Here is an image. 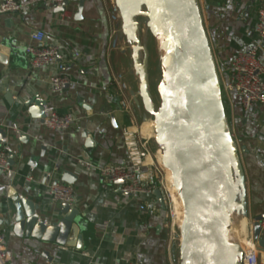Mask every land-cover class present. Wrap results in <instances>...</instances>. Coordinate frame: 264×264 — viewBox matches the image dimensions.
Wrapping results in <instances>:
<instances>
[{
  "label": "crops",
  "instance_id": "0c3cea01",
  "mask_svg": "<svg viewBox=\"0 0 264 264\" xmlns=\"http://www.w3.org/2000/svg\"><path fill=\"white\" fill-rule=\"evenodd\" d=\"M68 1L65 17L55 6L46 5L0 15V132L6 133L14 153V165L0 175V185H7L0 191V234L19 264H170L171 259L178 263L180 243L171 241L168 209L154 191L125 194L119 182H109L100 172L107 164H142L143 183H158L156 174L164 175L160 146L150 126L145 127L154 117L142 94L133 53L139 39L145 47L141 58L146 50L149 55L150 38L141 32L127 33L115 0H83L81 9L80 0ZM199 3L221 77L227 79L235 57L260 41L255 28L264 0ZM38 30L46 33L45 44H56L72 57L66 72L70 83L63 95L51 88L55 69L29 70L27 47L36 44L30 33ZM258 58L264 64V46ZM149 88L156 105L152 83ZM224 95L244 171L235 187L242 213L233 214L246 243L251 221L264 214V104L247 110L238 92ZM42 101L59 113L77 116V123L64 132L46 127L31 113ZM56 165L60 179L75 190L71 207L81 212L86 226L82 249L17 235L1 208L11 202L14 189L40 205L42 219L58 221L63 204L53 202L45 192L48 172ZM66 172L73 174L70 182L63 179ZM104 223L107 228H100ZM260 264H264L262 251Z\"/></svg>",
  "mask_w": 264,
  "mask_h": 264
},
{
  "label": "water",
  "instance_id": "95a60500",
  "mask_svg": "<svg viewBox=\"0 0 264 264\" xmlns=\"http://www.w3.org/2000/svg\"><path fill=\"white\" fill-rule=\"evenodd\" d=\"M68 4L66 1L55 9L63 12ZM115 4L129 35L139 34L146 18L144 31L158 53V63L149 73L147 50L142 59L140 52L145 47L141 41L137 39L133 46L142 94L156 124L155 139L169 155L174 184L184 205L179 264H242L243 250L229 243L228 232L232 226L230 211L240 209L235 187L244 171L199 0H115ZM82 6L80 0L79 9ZM162 34L166 36L164 55ZM150 83L155 86L158 105L152 99ZM44 105L42 101L31 108L33 116L42 122ZM6 137L1 131L0 142L5 143ZM13 157L10 151L8 166L14 165ZM5 173L0 167V175ZM72 176L66 172L63 179L70 182ZM154 194L167 208L161 189ZM9 199L11 202L1 204V208L17 235L83 248L86 226L78 209L63 204V217L48 223L38 212L40 205L14 189ZM263 221L261 214L253 222V237L262 252Z\"/></svg>",
  "mask_w": 264,
  "mask_h": 264
},
{
  "label": "built area",
  "instance_id": "2783aa9c",
  "mask_svg": "<svg viewBox=\"0 0 264 264\" xmlns=\"http://www.w3.org/2000/svg\"><path fill=\"white\" fill-rule=\"evenodd\" d=\"M68 0H2L0 2V15L6 13H19L24 9L36 7L38 5L61 6ZM67 9V8H66ZM63 11L65 17L67 12ZM259 35L258 45L240 52L232 61L228 78L221 77V68L217 64L219 77L224 93L236 91L240 94L242 105L245 109H250L254 104H264V64L259 60L258 53L264 46V8L258 12V20L255 28ZM31 41L36 44H30L27 47L29 54V70L31 73L40 71L44 67L55 69V74L51 77V88L57 95H63L70 78L66 74L68 64L72 57L60 46L56 44H45L46 33L43 30L30 33ZM1 46V41H0ZM79 56L78 52L73 54V58ZM45 118L43 124L56 131L64 132L70 130L78 121V117L71 113H59L53 105H44ZM232 130V129H231ZM233 133V130H232ZM235 138V135L233 133ZM236 141V138H235ZM237 142V141H236ZM238 145V144H237ZM145 146V151L148 148ZM11 147L7 140L0 144V167L9 168V152ZM90 167V164H87ZM143 165H120L107 164L100 168L101 175L109 182L123 181L121 190L128 195L138 193H151L160 188L166 200L168 209V221L171 229V241L176 240L175 234L178 232L179 241L181 240V230L175 228V205L172 193L166 183L165 173L156 174L159 178L158 183H143L141 179ZM48 182L46 194L51 197L53 202L59 204L73 205L75 202L74 187L60 179V167L56 165L48 172ZM7 188V185H0V191ZM253 222L249 226L247 241L242 247V264H260L261 251L257 247V242L253 237ZM102 229L107 228L104 223L99 226ZM174 228V229H173ZM264 234V233H263ZM0 264H19L14 260L13 253L6 247L4 235L0 234ZM137 264V263H131ZM170 264H179L171 259Z\"/></svg>",
  "mask_w": 264,
  "mask_h": 264
},
{
  "label": "bare ground",
  "instance_id": "6f19581e",
  "mask_svg": "<svg viewBox=\"0 0 264 264\" xmlns=\"http://www.w3.org/2000/svg\"><path fill=\"white\" fill-rule=\"evenodd\" d=\"M160 36H161L160 38H161V44H162V53L164 55L165 54L164 45H165V41H166V36L163 34ZM155 127H156V124H155ZM153 136H156L155 130L153 132ZM158 157H160L159 159L163 165V168H164L163 171H164L165 176H166V183H167V185H168V187L172 193V196H173L174 205H175V214H176L175 219L178 222V229L181 230L182 223H183L184 216H185V211H184V205H183L182 198H181V196H180L179 192L177 191L176 186L174 184V180H173L172 173H171L169 155L164 149H161V152H159ZM148 158H149L148 162H151V155H149ZM233 212L234 211H230L232 226L228 232V241L232 246H233V244H238L237 246H234V247H241L240 244H245V240L243 239L245 234L243 235V233L241 231V224L235 219L236 217H234ZM243 215L246 217V215L244 213H243ZM244 226H246V225H244ZM247 233H249L248 230H247ZM247 236H248V234H247ZM247 236L245 237L246 241H247Z\"/></svg>",
  "mask_w": 264,
  "mask_h": 264
},
{
  "label": "rangeland",
  "instance_id": "374dc122",
  "mask_svg": "<svg viewBox=\"0 0 264 264\" xmlns=\"http://www.w3.org/2000/svg\"><path fill=\"white\" fill-rule=\"evenodd\" d=\"M145 22H146V18H143V25H142V28H141V35H147L146 33H145V31H144V24H145ZM149 37V36H148ZM143 39H144V37H142ZM150 38V37H149ZM150 50H149V61H148V64H149V73L154 69V67L157 65V63H158V53H157V51L155 50V46H154V43H153V41H151V38H150ZM152 88L155 90V86H154V84H152ZM155 95H156V92H155ZM225 95H224V92H223V97H224ZM157 97V96H156ZM157 100H156V105H158L159 104V100H158V98H156ZM224 100H225V97H224ZM154 121V120H153ZM153 121H150V125H149V122H146V124H145V127L147 128L148 126H150V128H151V134H152V136H153V132H154V130H155V123H153ZM142 128H143V126H142ZM161 151V148H160V150H159V152ZM239 212H240V210H238ZM240 213H242V212H240ZM175 228L176 229H178V222H177V220L175 219ZM174 229V228H173ZM175 237H176V240L175 241H177L178 243H180V241H179V236H178V232L175 234ZM238 244H233V246H237ZM240 246L241 247H243L244 246V244H240Z\"/></svg>",
  "mask_w": 264,
  "mask_h": 264
}]
</instances>
